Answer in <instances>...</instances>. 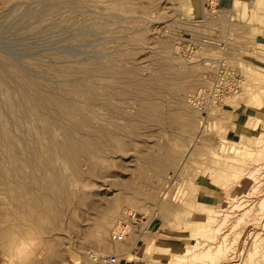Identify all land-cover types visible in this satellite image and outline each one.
<instances>
[{
    "label": "rangeland",
    "instance_id": "1",
    "mask_svg": "<svg viewBox=\"0 0 264 264\" xmlns=\"http://www.w3.org/2000/svg\"><path fill=\"white\" fill-rule=\"evenodd\" d=\"M39 1L0 0L1 38L12 42L5 30L34 9L39 17L13 39L16 51L51 60L49 52L71 43L83 58L78 32L116 40L135 72L124 74L131 93L120 102L132 130L119 151L91 152L92 163L77 158L83 186L75 190L101 209L59 204L64 220L46 242L47 232L14 227L0 199V230L10 225L16 235L12 243L0 238V264H53L52 250L62 251L60 264H90L95 254L116 264H264V0H80L58 10L72 16L62 28L52 25L59 19L49 1ZM217 65L239 86L204 112L194 98Z\"/></svg>",
    "mask_w": 264,
    "mask_h": 264
},
{
    "label": "bare ground",
    "instance_id": "2",
    "mask_svg": "<svg viewBox=\"0 0 264 264\" xmlns=\"http://www.w3.org/2000/svg\"><path fill=\"white\" fill-rule=\"evenodd\" d=\"M47 1L53 12L58 13L59 20L52 22L54 28L68 26L72 17L68 13L63 16L58 10L63 7L74 9V4H82L80 0ZM32 17H39L34 9L26 13L24 21ZM25 22L5 30L9 33V40L13 42V39L22 35L27 36V31H21L30 25ZM99 27L104 26L100 23ZM78 35L81 46L87 47L86 57H75L80 52H72L73 44L69 43L59 51L51 50V60H41L38 53L34 56L30 50L16 51L12 42L2 39L4 36L0 32V199L6 198L10 220H15L14 227L38 231L40 236H44V232L48 233L42 237L44 241H39L40 236L37 237V241L43 243L45 239L53 238L58 225L64 220V209H57L59 204L66 205L65 209L69 212L82 206L91 207L94 212L101 209L96 200L75 190L76 185L80 186L79 189L83 186L78 182L81 172L77 158L85 156L86 163H92L91 152L99 154L105 146H111L114 152L119 151L115 144H120L121 138L129 136L132 130L131 125L129 130V118L124 116L125 110L120 105L121 100L131 93L125 87L127 75L135 73L130 65L131 60L124 58L116 40L92 38L86 31H80ZM1 42L8 44L2 45ZM164 51L166 49L163 50V56L166 55ZM167 75V71L160 70L158 76L160 80H165ZM151 90L149 88L145 94L151 93ZM15 213H21V220ZM116 227L114 225L111 230L114 232ZM205 229L195 228L198 232ZM14 234L10 225L0 230V238H6L11 243L16 239ZM203 246L205 248L204 243ZM85 247L86 243L78 246L80 250H85ZM188 250L190 256L195 253L190 248ZM37 252L30 250L28 255L31 257ZM61 252L51 251L50 261L53 264L63 262Z\"/></svg>",
    "mask_w": 264,
    "mask_h": 264
},
{
    "label": "built area",
    "instance_id": "3",
    "mask_svg": "<svg viewBox=\"0 0 264 264\" xmlns=\"http://www.w3.org/2000/svg\"><path fill=\"white\" fill-rule=\"evenodd\" d=\"M239 86V79L233 73L222 66H216L212 72L211 82L208 87L200 88L195 95L194 100L200 106L202 111L209 112L211 107H216L222 100L235 93ZM134 215V214H133ZM120 226L123 227V225ZM90 264L106 263L116 264L114 256L92 255L89 257Z\"/></svg>",
    "mask_w": 264,
    "mask_h": 264
},
{
    "label": "crops",
    "instance_id": "4",
    "mask_svg": "<svg viewBox=\"0 0 264 264\" xmlns=\"http://www.w3.org/2000/svg\"><path fill=\"white\" fill-rule=\"evenodd\" d=\"M242 1V0H241Z\"/></svg>",
    "mask_w": 264,
    "mask_h": 264
}]
</instances>
